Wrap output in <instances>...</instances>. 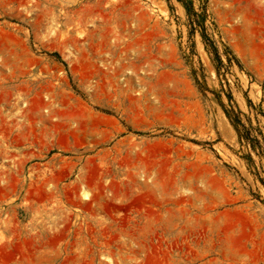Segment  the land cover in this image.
I'll list each match as a JSON object with an SVG mask.
<instances>
[{
	"label": "rangeland",
	"instance_id": "374dc122",
	"mask_svg": "<svg viewBox=\"0 0 264 264\" xmlns=\"http://www.w3.org/2000/svg\"><path fill=\"white\" fill-rule=\"evenodd\" d=\"M193 4L0 0V264H264V0Z\"/></svg>",
	"mask_w": 264,
	"mask_h": 264
},
{
	"label": "trees",
	"instance_id": "16d2710c",
	"mask_svg": "<svg viewBox=\"0 0 264 264\" xmlns=\"http://www.w3.org/2000/svg\"><path fill=\"white\" fill-rule=\"evenodd\" d=\"M186 9H187V13L189 16V21L192 24V28L195 29L197 26L202 27L204 30L206 29L205 26V20H206V8L202 7V11H196L194 8V4H193V0H182ZM204 37L206 39L207 36L206 34H204ZM209 40V39H208ZM211 45L213 44L211 40H209ZM215 54L216 57L220 59V56L218 54V50L215 47ZM229 62H230V58L228 57ZM220 61L222 62V60L220 59ZM232 123L238 133L239 139L241 141L247 142V143H251L253 149H257V148H261L262 145L260 143L259 139L253 138L251 135V129L249 127H247L245 125L244 122H242L241 118L235 114L234 117H231Z\"/></svg>",
	"mask_w": 264,
	"mask_h": 264
}]
</instances>
